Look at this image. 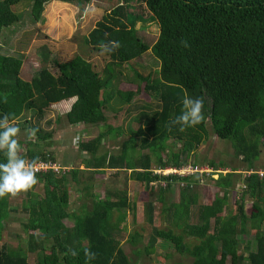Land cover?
<instances>
[{"label":"trees","instance_id":"16d2710c","mask_svg":"<svg viewBox=\"0 0 264 264\" xmlns=\"http://www.w3.org/2000/svg\"><path fill=\"white\" fill-rule=\"evenodd\" d=\"M20 1L29 2L31 17L36 21L42 19L44 4L50 0H0V34L18 21L12 6ZM60 1L78 5L89 2ZM132 1L145 9V17L133 13ZM136 19H152L157 24L158 33L151 43L140 37ZM83 40L84 45L97 51L101 41L121 43L118 50L105 54L110 59L105 66L106 75L94 70L89 59L75 54L66 61L52 59L53 70L39 67L25 80L19 75L21 59L0 53V117L7 113L18 125L25 123L38 129L34 139L26 140L29 146L23 154L29 159L56 160L39 144L53 130L44 131L31 122L30 116L41 117L47 107L62 100L74 99L66 112L68 123L102 126L106 119L104 104L113 93L129 106L140 97L143 102L135 107L139 120H143L122 140L119 153L107 149L97 153L106 134L100 132L91 140L78 143L80 149L90 153L82 169L61 164L57 170L48 167L37 173L41 192L35 186L27 193L0 199V240L7 217L18 212L24 215L26 250L34 255L33 264H131L120 246L118 233L124 228L120 224L125 220L126 209H132V218L135 216V205L127 200L126 184L98 196L91 192L90 183L92 176L106 168L113 169L115 174L131 169L134 181L157 192V201L143 200L142 214L148 224L157 209L159 214L168 213L170 224L196 240L189 245L172 229L153 228L147 234L145 252H151L155 237H162L172 241L177 252L191 256L187 264H264V170L254 169L253 165L261 144L264 146V0H119L95 21ZM181 40H186L189 46L182 47ZM147 52L158 64L154 77L150 76V69L147 75L132 69V74L117 87H109L111 65L130 67L131 60ZM151 92L158 95L152 109ZM185 93L204 97L206 121L181 132L170 121L181 113ZM20 117L23 119L18 120ZM207 123L213 135L230 139L234 155L250 170L242 177L244 186L233 200L235 212L225 210L227 193L235 190L240 177L235 168L224 173L216 171V178L211 176L213 171L184 175L154 171L193 160L190 155L208 137ZM106 129L111 133L110 125ZM118 134L115 132L113 136ZM170 138L181 141L183 156L176 151L165 154ZM3 161L0 153V162ZM206 164L216 165L212 160ZM85 172L88 173L85 179H80ZM204 177H212L217 189L200 203L196 186ZM71 181L80 197L90 198V207L85 208L83 202L84 210L79 213L69 210ZM174 187L179 190V199H164V192ZM247 197L252 200L248 212L244 208ZM65 218L72 225L64 223ZM141 236L133 231L128 239L135 243ZM69 249L77 255L72 256ZM85 249L95 252L97 258L86 262ZM0 264H27V253L23 248L11 249L4 243L0 247Z\"/></svg>","mask_w":264,"mask_h":264},{"label":"rangeland","instance_id":"374dc122","mask_svg":"<svg viewBox=\"0 0 264 264\" xmlns=\"http://www.w3.org/2000/svg\"><path fill=\"white\" fill-rule=\"evenodd\" d=\"M52 1V2H50ZM44 4L42 11V19L34 20L30 14V4L28 1H20L13 5L12 8L15 13L18 14V21L14 24L3 29L0 34V53L14 55L21 59L20 77L29 80L32 74H35L39 67L48 66L53 70L54 63L52 59L58 61H66L75 54H80L86 59L92 62L93 69L98 71L101 76L106 75V64L110 60L108 56L101 55L100 51L93 50L89 46L84 45V37L88 34L89 30L93 27L96 20L101 15L112 8L119 0H89L84 5H78L76 3L64 2L60 0H50ZM134 7L131 8L134 14H141L145 17V9L136 2H131ZM83 5V6H82ZM95 9L94 14L85 15L84 9L90 6ZM135 27L138 33L143 39L151 43L158 33V26L152 19H146L140 21L136 19ZM112 72L108 79L109 87H117L121 81L125 80L132 74V69L136 71L148 74L150 69V76H155V70L158 67L157 61L153 56L147 52L140 55L137 59L131 60L130 67L121 65H111ZM151 98L149 103L152 105L151 109L156 105V99L158 95L151 92ZM148 101V100H147ZM132 106H129L124 101L113 93L110 99L104 104V114L106 116L105 124L98 125H84L82 129H75L69 125L66 118V111L73 105L72 103L60 102L52 106L47 107L41 117L34 115L30 116V120L44 131L53 130L52 135L45 140H40L39 144L45 151H50L55 156V161L67 168L78 167L82 169L90 157V153L86 150H82L78 147V143L86 140H91L100 132H105L101 146H99L98 154H101L105 149L117 154L121 151L122 140L126 139L132 134V131L142 122L140 121V115L135 105L143 102V99L138 97L133 100ZM60 107V110L59 108ZM63 109V110H62ZM65 109V110H64ZM150 109V110H151ZM148 110V112H151ZM29 116V114H27ZM20 117L18 120H22ZM23 122V121H20ZM21 128L20 142L24 146V152L29 145L26 144L28 140L27 129H31L26 124H19ZM112 127L111 133L107 132V126ZM53 127V128H52ZM208 127V137H206L195 149L193 155H190L189 159H193L201 163L206 164L208 160H212L216 165H208L216 170H213L212 177H217L216 171L222 173L230 171V168H235V172H240V177L237 179L235 190L227 193V206L225 210H231L235 212L234 199L239 196L241 188L244 186L242 177L247 175L246 163L234 155V149L230 143V139L218 138L213 135ZM129 129V130H128ZM118 130V131H117ZM79 131V132H77ZM120 132L118 135L113 134ZM109 133V134H108ZM112 134V135H111ZM108 136H111L109 138ZM108 137L109 139H107ZM138 146L136 145V148ZM143 151H146L145 149ZM173 151L178 152L180 156H183L181 141L173 140L172 138L166 141L165 154ZM164 153V152H163ZM164 154V156H165ZM193 160H190L193 161ZM222 162L224 164H220ZM198 163V164H199ZM254 169L264 170V146L261 144V151L258 158L253 162ZM261 166V167H260ZM156 167V166H154ZM154 167L152 169H154ZM166 167V166H165ZM164 168V167H163ZM158 169V168H156ZM130 170L125 172L120 171L117 174L113 169L106 168L104 171L92 176L90 183L92 185L91 192L102 196L107 189H114L122 187L126 184V196L128 202H133L134 217L132 218V209H126L125 220L120 224L124 226L118 233H120L119 241L120 246L128 255L131 264H187L191 261V256L184 252L179 253L174 249L172 241L155 237L154 247L151 252H145L144 246L148 243L147 234L152 233L153 228H162L163 230L172 229L174 233L182 235V242L192 245L195 243V238L187 235L181 231V228L175 227L169 222L168 213L159 214L156 209L153 214V221L148 224V221L142 214L143 200L146 198L152 201L156 200V190H148L144 188L138 181H134L130 177ZM155 170V169H154ZM166 173V170L163 171ZM83 173L80 175L85 179ZM212 177H204L203 182H199L196 186L198 191L197 201L202 202L207 199L209 194H213L216 191V187L213 185ZM155 183V182H152ZM69 185V210L77 211L78 213L84 209L82 203L85 202V208L90 207V198L87 196H79V192L76 191L73 181L68 183ZM35 190L41 192V183L36 185ZM234 193V195H233ZM163 198L166 200L177 201L179 199V190L174 187V190L165 191ZM251 201L248 197L244 200L245 210H250ZM158 206V202H157ZM224 211V209H223ZM24 221V215L15 212L7 217L6 223L3 229V238L0 240V247L2 244H6L11 249L23 248L27 253V264H33L34 255L31 252H27V239L28 234L25 232L22 225ZM64 223L72 225V221L64 219ZM249 223V222H248ZM247 223V224H248ZM149 225V226H148ZM264 226V225H263ZM146 228V230L142 229ZM133 231H137L142 236L139 241L131 243L128 239L129 234ZM252 245L254 242L251 243ZM140 249V251H139Z\"/></svg>","mask_w":264,"mask_h":264},{"label":"clouds","instance_id":"9594fccd","mask_svg":"<svg viewBox=\"0 0 264 264\" xmlns=\"http://www.w3.org/2000/svg\"><path fill=\"white\" fill-rule=\"evenodd\" d=\"M84 12L85 15L94 14L95 9L90 5ZM180 44L182 47L189 46L186 40H181ZM121 46L118 40L101 41L97 45L101 55L111 54ZM182 105L181 113L170 121L171 126H178L179 131L183 132L206 121L204 97H192L185 93ZM26 131L28 139L31 140L36 137L38 129L31 128ZM20 134L21 128L14 117L7 113L0 117V153L4 156V161L0 162V199L27 193L40 183L37 173L43 168V164L39 158L29 159L23 154L24 146L20 142ZM69 251L72 256L77 255L75 250ZM84 255L86 262L97 258V254L90 249H85Z\"/></svg>","mask_w":264,"mask_h":264},{"label":"built area","instance_id":"2783aa9c","mask_svg":"<svg viewBox=\"0 0 264 264\" xmlns=\"http://www.w3.org/2000/svg\"><path fill=\"white\" fill-rule=\"evenodd\" d=\"M43 164V168L41 170H45L48 167L53 168L54 170H57L58 167L60 168V164L56 163V161L51 162L50 160L48 161H41ZM166 170V173H163V171ZM157 173H162V174H168V173H173V174H179V175H184V174H190V173H204V174H209L211 171H213L212 167H209L208 165H200L197 163L193 162H187L185 164H182L180 166H175V167H170V166H164V168H158L154 170ZM250 172L247 171V174ZM260 174H263V171H259Z\"/></svg>","mask_w":264,"mask_h":264},{"label":"crops","instance_id":"0c3cea01","mask_svg":"<svg viewBox=\"0 0 264 264\" xmlns=\"http://www.w3.org/2000/svg\"><path fill=\"white\" fill-rule=\"evenodd\" d=\"M73 100H74V99H68V100L66 99V100H62L61 102H67V103L69 102V103H72ZM58 103H60V102H58ZM56 104H57V103H56ZM51 106H52V105H51ZM58 108H59V110H60V107H58ZM62 110H63V109H62ZM64 110H65V109H64ZM68 110H69V109H68ZM68 110H67V111H68ZM67 111H66V112H67ZM69 125L73 126L75 129H82V127H83L84 125L86 126V125H88V124H81V123L70 124V123H69ZM52 128H53V127H52ZM77 132H79V131H77Z\"/></svg>","mask_w":264,"mask_h":264}]
</instances>
